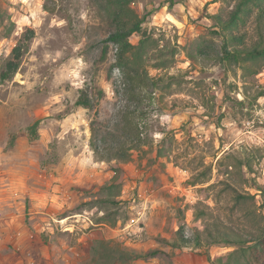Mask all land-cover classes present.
I'll use <instances>...</instances> for the list:
<instances>
[{
    "label": "rangeland",
    "instance_id": "374dc122",
    "mask_svg": "<svg viewBox=\"0 0 264 264\" xmlns=\"http://www.w3.org/2000/svg\"><path fill=\"white\" fill-rule=\"evenodd\" d=\"M234 3L134 0L151 39L141 52L150 88L133 99L107 40V0H0V71L26 45L0 83V189L25 196L21 219L0 202V264H264V93L254 99L264 62L220 60L223 45L259 38V9L231 30L243 42H231L215 16ZM84 92L91 107L77 104ZM128 107L140 138L124 134ZM93 141L105 154L121 147L122 159L100 160ZM195 228L249 243L174 245L178 230L194 240ZM151 248L161 253L144 255Z\"/></svg>",
    "mask_w": 264,
    "mask_h": 264
},
{
    "label": "trees",
    "instance_id": "16d2710c",
    "mask_svg": "<svg viewBox=\"0 0 264 264\" xmlns=\"http://www.w3.org/2000/svg\"><path fill=\"white\" fill-rule=\"evenodd\" d=\"M134 0H107V3L114 13V28L109 34L107 40L119 45L118 64L124 69L125 79L127 82L128 92L133 99L142 98L143 94L150 88V80L148 70L146 69L142 61V51L147 47L148 41L151 36L144 32L143 22L144 17H141L136 13L131 4ZM228 3L234 1L233 7L228 11L227 16L218 14L215 16L217 22L224 29L226 38L231 42H243V37L235 34L231 30L237 27L239 22L245 21L248 15H251L254 11V7L258 10V22L260 28L259 38L256 39L253 44L242 46L235 45L229 46L227 44L222 47V55L220 60L229 68L232 67L234 62L241 65L242 68H246L249 62L259 63L264 62V0H226ZM135 33H140L142 37L139 39L138 45H135L131 41V37ZM35 35V31L29 28L25 33L26 40H30ZM26 51V45L20 40L18 44L13 48L11 57L6 60L4 66L0 71V83L6 80H10L17 73L24 52ZM107 50H104L103 56L106 57ZM264 91L258 92L254 99H258ZM77 104L86 108L91 107L92 103L88 95L84 92L77 100ZM124 124L123 131L126 137L140 138L142 135V129L140 123L136 118L135 108L128 107L123 115ZM94 126V125H92ZM92 138L94 139L96 133L92 130ZM94 151L99 153V158L102 161H119L122 159L121 147L111 148L106 150L105 153H101L95 141H93ZM123 160H126L123 158ZM115 175L113 179H118L120 176V168L115 169ZM111 189V188H110ZM113 200V198H109ZM196 215V214H194ZM198 217V215L196 216ZM196 230V236L194 240L186 237L182 229L178 230L180 240L175 242L177 247H193L208 246L211 243H225L229 245H242L248 244L249 240L244 239L237 233L222 232L217 230L213 233L208 230L209 236L213 238L212 241L209 237L203 238L202 231ZM161 253L158 248L148 249L144 255L147 257H154ZM216 264V263H214Z\"/></svg>",
    "mask_w": 264,
    "mask_h": 264
},
{
    "label": "crops",
    "instance_id": "0c3cea01",
    "mask_svg": "<svg viewBox=\"0 0 264 264\" xmlns=\"http://www.w3.org/2000/svg\"><path fill=\"white\" fill-rule=\"evenodd\" d=\"M27 189L28 188H25L24 190L28 191ZM41 195L43 196V199H44V197L46 198L50 194L49 193H42ZM0 196L3 199V200H0V202H2V201L5 202V203L3 202V204L5 205L4 207H6L7 204L9 205L8 208L6 207L5 209L7 211L13 210L11 213L12 218H15V216H17L18 219H21V217H23L22 212L24 211L23 208L25 205L24 204L25 202L23 203V201H22V197H25L23 194V188L21 189V188H18L16 186L1 188L0 189ZM30 196L32 198L34 197L33 194L31 193V191H30ZM31 202H33V201H31ZM41 202H42V205H44L43 207L45 208L46 207V201L42 200ZM17 208H18V212H19L18 215L15 213ZM48 211H50V210L47 209L43 213H48Z\"/></svg>",
    "mask_w": 264,
    "mask_h": 264
}]
</instances>
